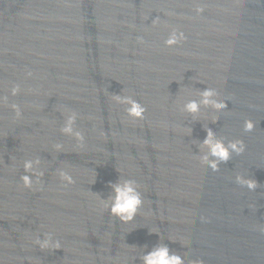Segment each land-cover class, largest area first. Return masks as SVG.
I'll list each match as a JSON object with an SVG mask.
<instances>
[{"label":"water","instance_id":"95a60500","mask_svg":"<svg viewBox=\"0 0 264 264\" xmlns=\"http://www.w3.org/2000/svg\"><path fill=\"white\" fill-rule=\"evenodd\" d=\"M174 29L186 39L166 46ZM207 87L224 111H180ZM113 95L139 101L145 119ZM65 110L79 114L83 149L60 132ZM205 127L246 151L219 171L201 165ZM37 159L42 187L25 189L23 163ZM62 168L74 184L61 183ZM129 179L144 204L122 224L99 200ZM261 227L264 0H0V264H143L162 244L185 264H264ZM45 233L61 248L33 243Z\"/></svg>","mask_w":264,"mask_h":264},{"label":"clouds","instance_id":"9594fccd","mask_svg":"<svg viewBox=\"0 0 264 264\" xmlns=\"http://www.w3.org/2000/svg\"><path fill=\"white\" fill-rule=\"evenodd\" d=\"M197 12H203V8H197ZM156 20H153V24ZM186 37L183 32L173 30L169 33L168 38L164 41L166 46L179 45ZM138 41L143 42V38H138ZM30 76L31 73H28ZM20 92L18 85L11 88V95L16 96ZM200 100H191L180 108L182 113L191 115L194 119L201 115V106L211 108L213 112H221L227 108V100H222L215 89L207 87L199 93ZM7 99V98H5ZM113 101L118 105H124V111L127 117L132 118L133 121H142L145 119L144 113L146 108L137 100L127 95H113ZM15 113V119L21 117L20 106L13 103L10 105ZM66 117L65 123L60 132L62 134L72 136L77 142V147L83 149L85 147V136L81 130H78L76 122L79 114L75 111L65 110ZM216 118L211 121L215 123ZM255 127L251 120H246L244 130L250 132ZM189 134H190V129ZM206 137L199 144L200 155L198 159L203 166H207L213 171H219L222 163H227L232 159L233 154L236 156L242 155L246 151V145L242 140H231L225 143L221 138H218L216 133L209 127H205ZM55 150L60 151L63 149V144L57 143L54 145ZM39 160H25L23 163L24 173L21 175L23 188L33 189V185H41V178L44 173L39 169ZM57 176L61 183L67 187L75 183L73 176L66 170H57ZM35 177V180L33 179ZM235 182L246 187L249 191H254L257 188V182L245 175L237 174ZM42 187V185H41ZM109 187L112 189V194L109 195L107 200H99L100 208L108 211L111 217L118 219L122 224L131 223L136 217L138 211L142 208L144 200L142 198L140 188L135 180H123L116 183H110ZM264 232V227L260 228ZM38 245L41 250H52L61 248L59 240H54L51 233H45L43 239L39 236L33 241ZM185 246V245H183ZM143 264H185L184 257L177 255L170 251L167 245H158L151 251H148L142 256ZM188 264H203L202 260H189Z\"/></svg>","mask_w":264,"mask_h":264}]
</instances>
